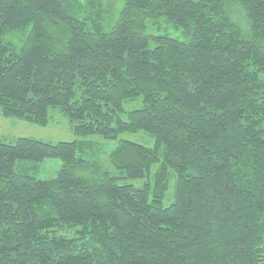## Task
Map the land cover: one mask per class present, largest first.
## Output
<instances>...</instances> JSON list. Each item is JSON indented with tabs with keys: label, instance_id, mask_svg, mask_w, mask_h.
<instances>
[{
	"label": "trees",
	"instance_id": "16d2710c",
	"mask_svg": "<svg viewBox=\"0 0 264 264\" xmlns=\"http://www.w3.org/2000/svg\"><path fill=\"white\" fill-rule=\"evenodd\" d=\"M111 9L0 0L3 116L44 126L57 108L77 137L155 141L119 140L107 156L118 175L77 155L87 141L0 142V264H264V0H122L112 20ZM159 17L187 40L147 34ZM45 159L61 162L49 180L29 173ZM153 165L151 185L118 182Z\"/></svg>",
	"mask_w": 264,
	"mask_h": 264
},
{
	"label": "rangeland",
	"instance_id": "374dc122",
	"mask_svg": "<svg viewBox=\"0 0 264 264\" xmlns=\"http://www.w3.org/2000/svg\"><path fill=\"white\" fill-rule=\"evenodd\" d=\"M112 3V15L111 20L116 18L118 12L122 7V0H105ZM196 1V0H194ZM110 18L105 20L106 24ZM234 20L237 23L242 22V17L240 11L235 9ZM146 33L149 35L163 34L171 38H176L180 41H186L187 35L181 30L175 28L171 25V22L165 17H159L154 21H149L147 23ZM24 36V32H14L9 34L6 39L10 41H17V39ZM153 43L150 42L149 47H152ZM142 107L141 97L125 101L123 103V112H119L118 116L121 119H126V112L133 109H138ZM48 123L44 126L25 121L23 119L11 116H3L0 113V142L12 143L15 139L19 137H28L36 140H40L47 143L56 142H72L75 140H82L91 143L90 148L77 150V155L88 159L91 163H95L104 171H108L111 174L118 175L116 171L108 162V154L116 147L119 140H128L131 142L142 144L146 147L154 146V137L142 130L136 132H124L119 134L115 139L105 140L97 135H89L85 138L77 137L73 133V123L64 115L62 111L57 108H50L48 111ZM19 164V163H18ZM22 165L31 167L32 162L23 161ZM36 171L32 172L29 170L30 174L35 175L37 178L42 180H49L56 175L57 170L61 166V162L58 159H45L37 165ZM156 165H153L150 169L148 175L140 179H118L119 183L131 184L133 186H141L145 183L148 185L152 184L153 172L156 169ZM175 185V177L170 175L168 180V188L166 194L161 201L162 207H167L173 201V191Z\"/></svg>",
	"mask_w": 264,
	"mask_h": 264
}]
</instances>
